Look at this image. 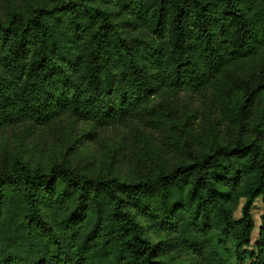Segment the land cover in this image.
<instances>
[{
  "label": "trees",
  "instance_id": "obj_1",
  "mask_svg": "<svg viewBox=\"0 0 264 264\" xmlns=\"http://www.w3.org/2000/svg\"><path fill=\"white\" fill-rule=\"evenodd\" d=\"M58 131L60 161L0 158V264H227L214 235L243 264L264 204V0H0V135ZM109 131L125 177L81 164ZM256 250L264 264V210Z\"/></svg>",
  "mask_w": 264,
  "mask_h": 264
},
{
  "label": "rangeland",
  "instance_id": "obj_2",
  "mask_svg": "<svg viewBox=\"0 0 264 264\" xmlns=\"http://www.w3.org/2000/svg\"><path fill=\"white\" fill-rule=\"evenodd\" d=\"M117 135L118 134H116L115 131H109L98 137L94 134L86 136L77 149L80 150L81 154L89 155L90 158L84 160L81 164L85 166L88 171L90 169V171L96 170L97 172H107L108 170L112 171L114 168H117L119 175L125 177L127 173L125 172L127 170L125 163H123V166L118 165L116 158L112 156V153H114L112 152L113 145L122 141ZM67 139L68 136L62 135L60 131L55 135L54 133L44 135L42 138L23 135L14 137L11 134L0 135V158L2 156L11 157L18 154L30 165H47L53 160L60 161L62 159L66 146L65 140ZM242 205L243 201H240V204L234 213V219L236 221L241 218L240 212ZM263 210L264 204L260 198H257L251 209V218L254 224V229L251 233L250 244L240 250L243 264H252L255 260L257 254L256 241L258 230L261 226ZM211 240L215 249L227 260V264H237L234 239L232 237L223 238L214 235ZM219 240L223 245L218 244Z\"/></svg>",
  "mask_w": 264,
  "mask_h": 264
}]
</instances>
